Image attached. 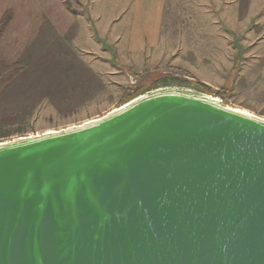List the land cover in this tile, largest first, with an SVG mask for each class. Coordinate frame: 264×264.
Returning <instances> with one entry per match:
<instances>
[{
    "label": "water",
    "instance_id": "95a60500",
    "mask_svg": "<svg viewBox=\"0 0 264 264\" xmlns=\"http://www.w3.org/2000/svg\"><path fill=\"white\" fill-rule=\"evenodd\" d=\"M194 86L0 142V264H264V118Z\"/></svg>",
    "mask_w": 264,
    "mask_h": 264
},
{
    "label": "rangeland",
    "instance_id": "374dc122",
    "mask_svg": "<svg viewBox=\"0 0 264 264\" xmlns=\"http://www.w3.org/2000/svg\"><path fill=\"white\" fill-rule=\"evenodd\" d=\"M213 1H209L211 10L205 11V7L200 15L190 0H169L174 16H167L169 25L163 37L171 42V51L175 45L177 50L163 61L142 66L122 63L109 36L94 30L87 19L85 26L70 27L66 33L51 25L38 32H29L27 26L11 33L5 31L10 18H2L0 142L80 125L104 116L135 95L168 84L201 85L204 92L226 105L264 118V80L260 74L264 63V0L260 15L238 35L221 20L218 3ZM61 2L71 9L78 7L74 0ZM192 22L203 25L200 27L208 34L214 32L215 44L223 40L224 46H230L221 48L219 55L217 49L208 50L217 56L216 86L190 72L191 41L186 38L188 33L180 34V29ZM196 51L205 54L207 49ZM225 52L232 56L221 58ZM201 57H194V64ZM199 69L206 76L205 65Z\"/></svg>",
    "mask_w": 264,
    "mask_h": 264
},
{
    "label": "crops",
    "instance_id": "0c3cea01",
    "mask_svg": "<svg viewBox=\"0 0 264 264\" xmlns=\"http://www.w3.org/2000/svg\"><path fill=\"white\" fill-rule=\"evenodd\" d=\"M168 1L130 0L129 3V0H88V2L74 0L78 7L71 9L61 0H0V22L2 18H10L5 22L7 23L5 31L11 33H19L27 26L29 32H38L39 28L49 25L58 32L66 33L70 27L85 26L87 19V23L95 28L94 30L109 36V41L115 46L122 63L130 66L152 65L170 57L171 52L177 50L175 45L171 51V42L163 37L165 26L169 25L167 16H174L172 7H168ZM190 1L195 3L196 14L201 15L205 7L207 8L205 11H210L212 8L210 0ZM215 1L218 3L217 9L221 20H226L228 28L238 35L253 18L260 15L263 0H214L213 2ZM200 26L203 25L192 22L188 28L180 29V34L188 33L186 38L191 41L188 45L192 60L189 63L190 72L198 75L200 80L216 86L218 83L214 78L217 79L218 65L215 63L217 56L208 53V50L217 49L219 55L221 48L230 46H224L223 40L221 44H215V37L212 38L214 32L208 34V31L202 30ZM102 38L99 37L101 40ZM202 48L207 49L205 54L196 51ZM198 56H202L200 62L194 64V57ZM228 56L231 57L232 54L225 52L221 58L227 59ZM179 61L181 60L177 59V62ZM203 64L207 68L206 76H203L204 73L199 69ZM260 74L264 80V63Z\"/></svg>",
    "mask_w": 264,
    "mask_h": 264
},
{
    "label": "bare ground",
    "instance_id": "6f19581e",
    "mask_svg": "<svg viewBox=\"0 0 264 264\" xmlns=\"http://www.w3.org/2000/svg\"><path fill=\"white\" fill-rule=\"evenodd\" d=\"M233 109L236 110V111H238V112H241V113H243V114L250 115L248 111H245V110H242V109H239V108H234V107H233ZM95 120H97V119H91V120H89V121H86V123L94 122ZM83 123H84V122H83ZM83 123H82V124H83ZM72 127H74V126H72ZM70 128H71V126H70ZM54 132H55L54 130H48V131L43 132V133H46V134H47V133H54Z\"/></svg>",
    "mask_w": 264,
    "mask_h": 264
},
{
    "label": "trees",
    "instance_id": "16d2710c",
    "mask_svg": "<svg viewBox=\"0 0 264 264\" xmlns=\"http://www.w3.org/2000/svg\"><path fill=\"white\" fill-rule=\"evenodd\" d=\"M196 87H197V89H198L199 91L204 92V91H203L204 89L201 88V87H202L201 85H196ZM204 93H206V92H204ZM206 94H208V93H206ZM209 95H210V94H209ZM134 97H136V95H135ZM134 97H133V98H134ZM215 97H216V96H215ZM133 98H131V99H133ZM131 99H129V100H131ZM129 100H128V101H129ZM128 101H126V102H128ZM124 103H125V102H124Z\"/></svg>",
    "mask_w": 264,
    "mask_h": 264
}]
</instances>
